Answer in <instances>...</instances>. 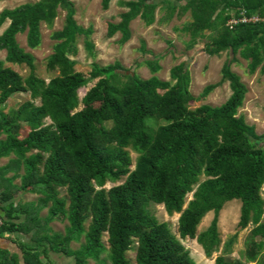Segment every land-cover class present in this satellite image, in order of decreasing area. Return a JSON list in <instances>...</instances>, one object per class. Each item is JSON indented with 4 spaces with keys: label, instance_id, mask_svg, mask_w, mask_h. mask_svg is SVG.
Returning a JSON list of instances; mask_svg holds the SVG:
<instances>
[{
    "label": "trees",
    "instance_id": "trees-1",
    "mask_svg": "<svg viewBox=\"0 0 264 264\" xmlns=\"http://www.w3.org/2000/svg\"><path fill=\"white\" fill-rule=\"evenodd\" d=\"M111 2L101 0L102 9L108 11ZM120 6L128 11L120 14L118 24H108L107 37L122 34V46L132 40V24L139 19L151 28L189 15L191 22L181 29L190 38L189 50L205 42L210 56L228 53L221 73L230 84V97L219 107L192 109L195 98L184 62L171 69V81L144 79L115 62L94 64L90 79L98 82L81 98L88 78L70 56L78 53L82 39L93 55V30L76 21L73 0H41L4 10L0 29L7 22L9 26L0 37V51H6V62L27 66L30 72L23 77L0 61V136H6L0 141V159L16 157L0 169V237L31 235L30 245L23 246V264H47L43 259L50 253L66 255L75 264L99 262L106 253L111 264H132L128 254L135 250L137 264H197L181 240L196 239L208 257L217 254L219 214L237 200L239 229L253 228L244 260L256 262L264 252V134H257L239 115L248 88L232 65L240 56L251 74H264V0H128ZM60 11L66 14L65 24L52 35L56 44L47 60V69L58 75L46 82L35 73L33 53L25 52L17 38L27 35L28 48L36 50L42 42L41 25L52 26ZM242 17L261 21L227 26L232 18ZM142 51L143 63L158 73L160 57L146 42ZM217 87L206 86L199 99ZM23 92L31 99L5 114L7 101ZM106 118L112 120L109 128L104 126ZM23 126L29 132L21 138ZM131 152L139 156L137 164ZM22 167V185L16 187L5 175L14 172L19 177ZM108 183L123 184L107 190ZM19 190L42 195L40 207L51 205L48 217H39L40 208L34 217L28 213L17 221L13 199ZM153 205L180 216L179 237L156 218ZM211 212V226L198 234ZM57 220H68L70 227L64 233L53 231L50 224ZM73 242L82 248L73 250ZM0 264L20 261L0 249ZM215 264L243 263L218 256Z\"/></svg>",
    "mask_w": 264,
    "mask_h": 264
},
{
    "label": "rangeland",
    "instance_id": "rangeland-1",
    "mask_svg": "<svg viewBox=\"0 0 264 264\" xmlns=\"http://www.w3.org/2000/svg\"><path fill=\"white\" fill-rule=\"evenodd\" d=\"M39 1L41 0H0V14L4 10H13L25 4H36ZM120 1L128 0H112L110 9L104 11L101 6V0H73L76 9V21H78L81 27L85 29L91 28L93 30V35L91 36V41L94 45L93 55L87 48L85 39H82L78 44V53H71L70 56V58L76 62L77 70L84 73L88 78L87 84L80 89L81 98H84L89 89L98 82V80L90 79V72L94 64L104 67L119 62L130 74H138L144 79L157 76L163 81H171V69L184 62L187 69L190 71V91L195 98L190 103L192 109L201 105L219 107L227 101L231 95V89L229 82L222 80L221 70L224 63L230 59L228 53H223L222 56H210L204 49L205 42H201L193 49L189 50L187 48V43L190 38L181 31L186 24L191 22L189 15L183 21L174 19L171 23L163 25L156 24L151 28L146 27L144 22L139 19L132 24V40L125 46H122L119 43L120 39H122V34H117L112 39L107 37L108 24H118L120 22V14L128 11L126 8L120 6ZM65 17V12L60 11L59 17L52 26L46 24L41 25L42 42L36 50L28 48L27 35L22 34L17 38L20 47L24 49L25 52L33 53L35 57V73L46 82H49L58 75V72L47 69V60L56 44V42L52 40V35L63 29ZM160 18L161 14H158L157 19L159 20ZM8 26L9 22L0 29V37ZM142 42L147 43V48L152 51L156 57H160L159 65L161 66V70L156 74L147 63H143L145 57L142 51ZM0 61H3L6 67H10L19 72L23 77L29 75L30 70L27 66L6 62V51H0ZM232 70L242 78V81L248 88L244 105L239 109V115L244 117L248 125L255 128L257 134L262 135L264 134V74H261L259 70L255 74H251L249 72L248 62L243 60L240 56H237V62L232 65ZM210 84H218V87L205 99L200 100V94L204 88ZM30 99V94L27 92L14 94L7 101L4 113L7 114L18 109L21 104ZM37 104H40V102L37 101ZM47 122L50 123V120H47ZM160 124H162V122H160ZM104 126L108 128L111 127L112 120L106 118L104 120ZM28 132L29 130L27 127L23 126L20 132L21 138L27 135ZM4 139H6V136L1 135L0 141ZM131 153L135 164H137L139 156L136 153ZM203 181H205L204 177L201 178V182ZM120 184L123 183H108L106 189L110 190L112 187ZM62 196L67 198L65 190L62 191ZM192 199L193 194L188 196L187 203ZM152 211L161 223L167 224L170 230L179 237V215L169 216L163 206L157 205L152 206ZM240 212L241 202L237 200L227 203L220 212L218 217V233L221 240V247L219 252L213 254L211 257L205 254L203 248L196 239L187 238L181 240L197 264H215L218 256H224L232 261H240L243 264H264V252L254 263H247L244 260L243 255L247 248V240L253 228L249 227L246 230L239 229ZM214 218L215 214L213 212L206 215L198 228V234L207 231ZM88 226L89 222L87 223V228ZM66 227H70L68 220H57L52 225L53 231L60 233H64ZM22 242H24V240ZM104 242L107 246V234L104 236ZM229 242H232V245L229 251H226ZM82 243H85V239ZM82 243L73 242L71 248L77 251L82 248ZM128 258L132 261V264H137L136 250L130 252ZM43 261L47 264H75L74 259H70L63 254L56 255L50 253L49 258H45ZM88 264H111V261L106 253L99 262L93 260L89 261Z\"/></svg>",
    "mask_w": 264,
    "mask_h": 264
},
{
    "label": "crops",
    "instance_id": "crops-1",
    "mask_svg": "<svg viewBox=\"0 0 264 264\" xmlns=\"http://www.w3.org/2000/svg\"><path fill=\"white\" fill-rule=\"evenodd\" d=\"M15 159L16 157L13 155L8 158L0 159V169H5L10 164V161L15 160ZM20 175L21 176L19 177H15V173L11 172L5 175V179L7 181H12L14 186L21 187L22 177L24 176L23 167L21 168ZM1 193H2V190H0V197H1ZM42 199H43V196L37 193L23 192L22 190H19L18 192H16L14 199H13V204L15 208L18 209V212L16 214L17 221H21V222L24 221L25 218H27L28 213H31V216L34 217L35 211H37V209H40V208H41V211L39 213V217L41 219H46L48 217L49 208L51 205H49L48 208L42 207V205L40 207V203ZM0 207L3 208L1 204H0ZM2 214L4 216L3 212ZM53 223L50 224L51 228H52ZM30 239H31V235L6 233L2 237H0V249L2 251L8 252L12 257L13 256L18 257L20 264H23V260H22L23 246L30 245ZM23 240L24 242H22Z\"/></svg>",
    "mask_w": 264,
    "mask_h": 264
},
{
    "label": "built area",
    "instance_id": "built-area-1",
    "mask_svg": "<svg viewBox=\"0 0 264 264\" xmlns=\"http://www.w3.org/2000/svg\"><path fill=\"white\" fill-rule=\"evenodd\" d=\"M261 20L259 18H256V17H253L251 19H247L246 17H242L241 19H236V18H232L227 26L230 28V29H233L236 25H238L239 23H257V22H260ZM4 223V218H3V215L1 214L0 212V227L3 225Z\"/></svg>",
    "mask_w": 264,
    "mask_h": 264
}]
</instances>
